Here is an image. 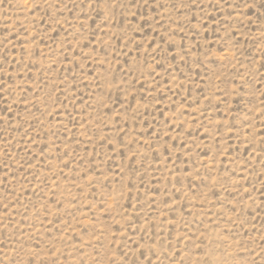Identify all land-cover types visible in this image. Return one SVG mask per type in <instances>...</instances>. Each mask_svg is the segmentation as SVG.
<instances>
[{
    "label": "rangeland",
    "instance_id": "obj_1",
    "mask_svg": "<svg viewBox=\"0 0 264 264\" xmlns=\"http://www.w3.org/2000/svg\"><path fill=\"white\" fill-rule=\"evenodd\" d=\"M0 264H264V0H0Z\"/></svg>",
    "mask_w": 264,
    "mask_h": 264
}]
</instances>
